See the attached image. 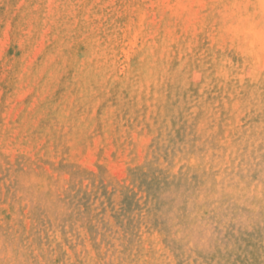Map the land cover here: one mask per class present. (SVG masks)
<instances>
[{"label":"rangeland","instance_id":"obj_1","mask_svg":"<svg viewBox=\"0 0 264 264\" xmlns=\"http://www.w3.org/2000/svg\"><path fill=\"white\" fill-rule=\"evenodd\" d=\"M0 264H264V0H0Z\"/></svg>","mask_w":264,"mask_h":264}]
</instances>
